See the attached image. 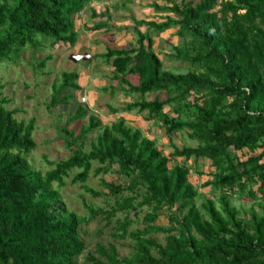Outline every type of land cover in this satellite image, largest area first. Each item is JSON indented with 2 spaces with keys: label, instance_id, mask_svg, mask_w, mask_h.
Segmentation results:
<instances>
[{
  "label": "trees",
  "instance_id": "16d2710c",
  "mask_svg": "<svg viewBox=\"0 0 264 264\" xmlns=\"http://www.w3.org/2000/svg\"><path fill=\"white\" fill-rule=\"evenodd\" d=\"M94 1L0 0V64L26 50H42L48 38L75 47L77 18ZM154 1L159 11L174 17L167 15L162 23L136 21L138 47L109 48L99 57L114 68V78L127 95L157 94L154 100L127 105L125 112H147L149 119L161 122L167 134L190 132L199 144L175 148L167 157L124 119L104 126L82 105L67 122L69 126L88 117L81 133L75 137L74 131L65 129L72 156L53 163L54 169L43 175L25 157L37 148L35 120L18 121L15 111L4 107L7 100L3 99L0 264H79L87 249L82 220L52 188L53 183L64 186L74 170L78 172L73 184H82L94 198L113 201L104 212L108 222L118 213H127L124 221L116 222L114 236L124 239L128 235L134 242L132 256L123 258L115 243L99 245L96 253L100 257H88L95 264H264V0ZM159 1L166 6H158ZM144 26L157 33L179 27L185 44L174 47L171 56L189 63L192 70L187 74L165 71L152 37L139 29ZM130 77H138V84L131 83ZM78 80V73L63 72L53 87L49 107L72 105L82 90ZM166 107L176 117L167 114ZM94 132L98 135L85 152L80 142ZM246 150L249 156L243 159L240 154ZM179 158L210 160L215 171L205 186L229 191L197 205L199 190L190 181L191 168L182 163L169 166ZM114 166L120 177L129 180L120 184L103 179L101 186L107 194L87 185L92 172L97 177ZM238 193L262 201L258 204L261 212L253 207L249 219L242 217L230 199ZM140 207L148 208L145 228L129 231L133 224L129 215H139ZM166 208L170 227L156 226ZM90 210L92 217L98 213ZM156 234L167 235L165 244L158 242Z\"/></svg>",
  "mask_w": 264,
  "mask_h": 264
},
{
  "label": "rangeland",
  "instance_id": "374dc122",
  "mask_svg": "<svg viewBox=\"0 0 264 264\" xmlns=\"http://www.w3.org/2000/svg\"><path fill=\"white\" fill-rule=\"evenodd\" d=\"M154 2V0H95L77 18L79 39L75 47L55 43L48 38L42 50H26L16 58L13 57L12 60L0 64V104L2 105V100L6 99L4 107L15 111V117L20 122L28 124L31 120H35L33 137L37 148L25 155L35 171L45 175L54 169L53 163H59L72 156L73 148L69 145L65 129L68 127L70 133L74 131L75 137L81 133V127L87 123L88 117L83 122L72 123L69 126H67V122L73 112L82 105L89 109V115L97 117L104 126L124 119L128 126L141 130L145 137L154 141L167 157L171 156L175 148L196 147L199 144L190 137V132L181 131L173 135L167 134L161 122L149 119L147 112H125L124 109L127 105L144 99L154 100L157 94L127 95L120 81L114 78V68L99 57L109 48L138 47L134 32L136 21L164 22L165 17L170 14L159 11ZM157 4L161 7L166 6L162 1ZM170 16L174 17L173 14ZM98 25L104 27L97 30L96 26ZM139 29L152 37L153 48L162 61L165 71L187 74L192 70L189 63L171 56L174 47H181L185 44V41L179 36V27L172 26L163 33H157L146 26ZM38 38L44 39L41 35ZM50 56L52 58L48 60L46 66L40 69V63ZM85 56L91 58L74 61L77 57ZM63 72L78 73V83L82 90L76 93L72 105L50 108L53 87L56 83L59 84ZM130 81L136 85L138 77H130ZM160 97L165 99L166 95L162 94ZM112 109L121 111L114 114ZM165 112L171 117H176L169 107L165 108ZM97 135L98 132H94L80 142V144L84 143L83 150L85 152L90 150V142ZM240 156L246 159L249 156L248 151L246 150ZM176 163L186 164L191 168L190 181L199 190V197L196 199L197 205L201 206L209 198L217 199L220 193L228 190L225 188L215 190L211 186H205L208 181L212 180L211 175L215 171L210 160L192 158L185 161V158H179L171 160L169 166L172 167ZM117 170L118 167L114 166L111 172L97 177L92 172L87 185L96 191L107 194L108 191H104L101 186L103 179L120 184L129 180L126 177H120ZM77 172L74 170L71 177L65 179L64 186L61 187L58 183H53L52 188L59 191L66 207L82 220L81 235L86 242L87 249L78 259L79 264H95L88 260L89 255L94 254L96 257H100L96 253L97 247L99 245L108 247L110 243L116 244L120 258L131 257L134 242L130 237L127 235L124 239H117L114 236L116 222L124 221L127 213H118L111 222H108L104 212L111 209L113 201L106 197L94 198L84 191L82 184H73L72 179ZM230 199L232 206L240 211L242 217L249 219L248 212L253 207L260 211L258 204L262 201L253 200L247 196V193L232 194ZM217 206L219 207L218 202ZM90 209H95L98 213L92 217ZM175 210L176 208L173 209V211ZM147 212V207H140L137 210L139 215H136L135 212L129 215V220L133 222L129 231L145 228L143 218ZM169 215L170 210L166 208L155 225L169 228ZM154 237L161 244H165L167 235L156 234Z\"/></svg>",
  "mask_w": 264,
  "mask_h": 264
},
{
  "label": "water",
  "instance_id": "95a60500",
  "mask_svg": "<svg viewBox=\"0 0 264 264\" xmlns=\"http://www.w3.org/2000/svg\"><path fill=\"white\" fill-rule=\"evenodd\" d=\"M90 58H91V57H89V56H85V57H77V58L74 59V61L77 62V61L80 60V59L88 60V59H90Z\"/></svg>",
  "mask_w": 264,
  "mask_h": 264
},
{
  "label": "crops",
  "instance_id": "0c3cea01",
  "mask_svg": "<svg viewBox=\"0 0 264 264\" xmlns=\"http://www.w3.org/2000/svg\"><path fill=\"white\" fill-rule=\"evenodd\" d=\"M77 29H78V27H77ZM79 32V31H78Z\"/></svg>",
  "mask_w": 264,
  "mask_h": 264
}]
</instances>
